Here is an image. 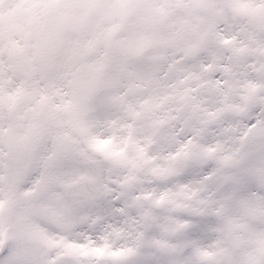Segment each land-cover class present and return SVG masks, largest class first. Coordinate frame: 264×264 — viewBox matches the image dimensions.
I'll list each match as a JSON object with an SVG mask.
<instances>
[{"label": "snow or ice", "instance_id": "snow-or-ice-1", "mask_svg": "<svg viewBox=\"0 0 264 264\" xmlns=\"http://www.w3.org/2000/svg\"><path fill=\"white\" fill-rule=\"evenodd\" d=\"M0 264H264V0H0Z\"/></svg>", "mask_w": 264, "mask_h": 264}]
</instances>
